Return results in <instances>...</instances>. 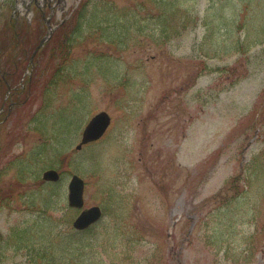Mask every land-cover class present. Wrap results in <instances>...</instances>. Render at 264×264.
Instances as JSON below:
<instances>
[{"label": "rangeland", "instance_id": "374dc122", "mask_svg": "<svg viewBox=\"0 0 264 264\" xmlns=\"http://www.w3.org/2000/svg\"><path fill=\"white\" fill-rule=\"evenodd\" d=\"M48 5L51 13L34 8L15 19L0 0V65L9 84L0 75V184L11 194L0 230L32 219L19 211L43 168L62 155L48 212L62 230L77 213L64 201L74 165L88 183L85 205L104 204L101 194L111 193L131 206V225L104 215L114 232L87 246L81 264H264V0ZM45 19L50 36L26 69ZM50 81L56 97L43 107ZM73 101L84 105L80 119L110 114L100 142L77 153L68 149L73 133L9 169L56 134L42 136L65 110L77 111Z\"/></svg>", "mask_w": 264, "mask_h": 264}, {"label": "trees", "instance_id": "16d2710c", "mask_svg": "<svg viewBox=\"0 0 264 264\" xmlns=\"http://www.w3.org/2000/svg\"><path fill=\"white\" fill-rule=\"evenodd\" d=\"M242 51H243V49H242ZM60 76L63 77V76H66V75H64V73H62V74H60ZM73 115H75V113H73L71 116H73ZM71 116H66V120L68 121L69 117H71ZM58 131L60 133H62L64 131V129L61 131V128L58 127ZM66 133H67V127H66ZM10 233L11 234L9 235V237L7 239H0V242H4V243L8 242L9 243L11 241V242H14L16 247L24 246L25 248H28L30 251L34 250V248L31 247V245L34 244V240L37 237L35 229L26 232L25 230H21L20 228L12 227L10 229ZM65 250H68V249L65 247ZM29 255L32 258L38 260V262H39L38 264H45L46 263L45 259L43 257H41V256L34 257L32 255V253L29 254ZM79 259L82 260L81 257ZM67 261L69 262L71 260H67ZM81 263H82V261L80 263H78V264H81ZM19 264H32V263L31 262H25V263H19ZM49 264H61V263L60 262H52V263H49ZM72 264H75V263H72Z\"/></svg>", "mask_w": 264, "mask_h": 264}, {"label": "water", "instance_id": "95a60500", "mask_svg": "<svg viewBox=\"0 0 264 264\" xmlns=\"http://www.w3.org/2000/svg\"><path fill=\"white\" fill-rule=\"evenodd\" d=\"M108 120L109 119L105 114L99 113L95 115L84 129L83 136H82V142H86L88 140L97 138L104 131L105 127L108 124ZM43 177L44 178H55L56 174L54 171L49 170L43 173ZM81 185H82V182L79 179L74 177L70 184V188L73 192H76L77 188L81 187Z\"/></svg>", "mask_w": 264, "mask_h": 264}]
</instances>
